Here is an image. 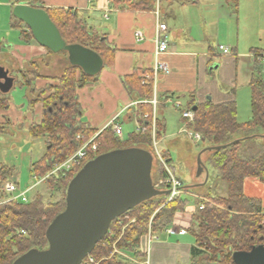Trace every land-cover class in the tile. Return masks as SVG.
<instances>
[{
    "label": "trees",
    "instance_id": "16d2710c",
    "mask_svg": "<svg viewBox=\"0 0 264 264\" xmlns=\"http://www.w3.org/2000/svg\"><path fill=\"white\" fill-rule=\"evenodd\" d=\"M108 2L110 9L114 10L150 11L151 5H155L157 1L108 0ZM225 2L232 12L237 11L239 0ZM43 10L58 29L66 45L88 48L100 56L103 68L112 67L118 49L111 46L104 36H99L88 28L86 21L76 12L61 8ZM14 20L15 24L12 27L22 26L24 30L20 32L21 36L33 40L30 30L15 18ZM77 72L80 74V81L77 79ZM144 72L135 69L130 75L122 78L128 97L136 96L133 100H143L151 96V86L140 84ZM98 77L99 74L87 76L69 64L57 79V83L46 90L50 94L42 100L43 107L48 108L58 102L61 103V107L57 111L46 112L39 124L28 127L32 141L40 139L45 141L43 156L31 164V178H44L54 165L67 160L98 133L87 124L77 121V90L95 84ZM250 91L251 118L245 123H239L237 120L235 102L220 105H214L209 101L203 104L190 102L186 107L187 110L195 109L193 122L185 125L188 130L200 134L202 138L198 144L200 151L234 142L229 147L210 152L207 159L214 178L225 183L227 189L225 196H220L217 188H210L206 193L198 195L207 202H204L202 210H199V206L203 202L197 203L191 214L190 226L186 230L194 240L192 264H196L197 257L201 255H205V261L209 263L233 264L234 253L248 252L252 247L264 244V207L259 198L247 197L244 194V183L248 179L264 186V78L259 67L251 78ZM7 108V100L0 94V111ZM150 112L149 105L139 104L136 117ZM164 130L165 122L157 118L154 131L156 141L164 135ZM2 131L3 127L0 125V133ZM76 136H80V139L77 140ZM94 142L97 144L95 154L87 150L88 157L82 160L79 167L64 174L47 177L44 185L48 195L37 192L26 203L20 200L7 201L9 195L3 188L14 173V168L0 165V264H12L31 249L47 248L45 236L47 227L64 210L67 185L87 161L117 149L136 147L152 152L150 131L146 134L129 132L121 141L112 125H108L99 132ZM161 155L171 170V156L167 151ZM203 155L204 153L201 160ZM202 163L205 165L203 160ZM152 174L157 181L168 178L163 166L155 162L152 165L151 177ZM160 190L165 192L164 186L160 187ZM53 196H57L58 200L54 201ZM167 201V195L156 196L119 217L127 218L123 222L126 226L120 238H118L120 230L113 229L117 219L113 221L107 234L95 246L90 256L95 260L107 259L100 264H124L116 256L108 258L112 244L117 240L115 244L117 250L140 257L138 254L140 239L146 235L164 233L173 223L175 215L184 213L188 204L181 195ZM131 220L134 221L131 223Z\"/></svg>",
    "mask_w": 264,
    "mask_h": 264
},
{
    "label": "crops",
    "instance_id": "0c3cea01",
    "mask_svg": "<svg viewBox=\"0 0 264 264\" xmlns=\"http://www.w3.org/2000/svg\"><path fill=\"white\" fill-rule=\"evenodd\" d=\"M163 1L164 4L161 2V7L158 5L160 20L167 28L168 50L159 57V61L167 65L168 72L157 78V91L160 97L169 98L171 102L173 99L178 108L182 105L188 106L190 102L203 104L209 101L214 105L235 102L238 91L250 88L251 78L259 67L255 55L264 53V0H239L236 12H232L225 0ZM21 3L42 9H69L77 14L80 12L81 16L92 11H99L104 13L103 18L104 10L111 9L108 0H0V8L3 12L2 28H0V67L4 68L8 76L13 79V86L8 93L17 85L20 89H24L27 110L23 117L28 122V132V127L39 124L46 112L51 113L59 109L56 108L58 103L44 108L42 100L49 96L50 92L46 90L54 86L60 76H57L56 71L49 70L48 65L52 62L49 60L48 50L36 44L34 40L23 38L20 34L24 30L22 26L12 27L15 24L12 16L13 7ZM154 7L155 5L153 10ZM122 13H124V28H122L124 42L120 43V49L117 48L112 67L103 68L99 73L98 81L92 84L93 86L99 85L102 74L112 75L122 80L135 69L148 71L152 68L154 47L151 40L156 29L153 11L124 10ZM117 31L118 25L113 29L114 33ZM136 31L143 34V41H136L134 37ZM98 35L104 36L108 43L115 47L113 44L115 41H109L105 34ZM114 38L117 39L116 34ZM219 45L229 48L231 55L223 56L218 51ZM8 47H12L10 55L6 54ZM55 55L52 54L51 57L54 58ZM8 93L2 94L7 100L8 108L0 111V125L3 127L0 135L14 121L20 122L18 117L20 112L13 110ZM135 97V95L128 97L124 89L114 110L105 115L100 123L85 117L87 111L83 114L80 110L77 113V121L87 124L98 133L104 130L114 118H118L117 122L120 125L131 124L136 128L141 116L136 117L137 107L130 109ZM77 104L79 108L78 95ZM168 104L170 103L160 102L156 120L163 118L164 109ZM33 119L36 121L34 122ZM182 129H179L176 134L182 135L179 133ZM165 136L167 135L164 130V135L158 141L154 139L157 149L159 141ZM0 165L5 164L0 162ZM9 167L14 168V173L16 172L14 166ZM169 172L173 173L172 169ZM173 175L178 178L174 173ZM251 181L252 179L245 181L244 191L247 183H250L254 189L262 190L260 187H264L255 180H253L255 183ZM14 184L19 190V185ZM184 188L189 187L184 186ZM182 195L196 198L198 201L203 200L195 193L187 192ZM247 197L259 198L262 202L261 197L257 195ZM262 206L264 207L263 204ZM194 209L177 213L173 223L165 230L164 236L158 238L155 235L157 240L146 244V264L193 263L194 240L186 230L190 226ZM168 229L173 230V234H167ZM144 245L145 239H140L139 249L142 250ZM124 258L128 260V264H139V257L132 254L125 253Z\"/></svg>",
    "mask_w": 264,
    "mask_h": 264
},
{
    "label": "water",
    "instance_id": "95a60500",
    "mask_svg": "<svg viewBox=\"0 0 264 264\" xmlns=\"http://www.w3.org/2000/svg\"><path fill=\"white\" fill-rule=\"evenodd\" d=\"M12 16L25 25L33 40L53 54L65 52L73 67L87 76L103 68L100 56L80 45H66L42 8L24 4L13 7ZM13 79L0 67V93L7 94ZM195 112L193 108L191 110ZM203 149L196 158L197 177L206 172L201 155L229 147ZM151 154L141 148H126L98 155L87 161L67 185L65 207L46 230L47 248L31 249L12 264H81L102 241L110 224L140 204L168 191L154 189ZM233 264H264V244L248 252L234 253Z\"/></svg>",
    "mask_w": 264,
    "mask_h": 264
},
{
    "label": "rangeland",
    "instance_id": "374dc122",
    "mask_svg": "<svg viewBox=\"0 0 264 264\" xmlns=\"http://www.w3.org/2000/svg\"><path fill=\"white\" fill-rule=\"evenodd\" d=\"M161 7V2L164 4L163 0H155ZM153 5H151V9L153 11ZM105 11V10H104ZM124 11L122 10H114L111 9L106 13L107 19L103 18L102 12H89L88 14L78 15L86 21L88 28L93 29V31L98 35L99 33L105 34L109 41L113 42L116 48L120 49V43L124 42ZM2 8H0V28H2ZM88 19L90 22L88 23ZM118 25V31L116 33L113 32ZM14 32V31H13ZM117 35V39L114 38V35ZM11 36V34H10ZM13 36H11L12 38ZM225 47V46H224ZM10 50L12 47H8L6 54L10 55ZM48 52V51H47ZM49 60L52 62L50 63L49 70L56 71L58 73L57 76H61L64 70L69 66V62L67 60V54L65 53H58L52 58V54L49 53ZM124 56V55H123ZM49 61V62H50ZM53 66V67H52ZM55 72V73H56ZM110 72V71H109ZM101 82L99 85H92V86H84L77 90L78 95V103L80 112L85 114V117L94 120L96 123H100L105 115H108L112 110H114L115 106L117 105V100H119L123 93L124 87L122 84V80L119 78L113 77L112 75H100ZM264 78V73H262ZM77 79L80 81V74L77 72ZM20 81V80H19ZM8 97L10 99V103L13 106L14 111H18L19 113V123L14 121L13 124L6 127L4 133L0 135V162L8 165L14 166L16 168V172L12 173L9 177V182H14L19 185L18 191H24L25 189L29 188L27 192V199H30L35 193L40 192L44 195H48L44 181L39 183L36 186H31L30 183L32 181L30 176V164L32 162L38 161L45 152V144L44 141L37 140L32 141L27 132V125L28 122L24 120L23 115H25V111L27 110V102L24 99V89H20L18 85L8 93ZM250 99H251V91L249 89H243L236 93V111H237V120L239 123H245L251 118V108H250ZM174 100L166 106L163 113L162 120L165 122L166 129L165 133L167 136L163 137L158 143L157 151L161 154L160 151H167L172 159V171L178 177L177 180H180L182 184V193L181 198L187 201V211H190L197 206L199 202L196 198L182 195L188 193H195L197 195H201V193H206L210 188H217V192L220 196L226 195V184L216 180L214 178V173L212 170L211 165L207 161L210 156V152L204 153L202 160L204 161L205 169L207 171L202 173L200 176L197 177V168H196V158L200 152L199 143L195 144L191 141H188L184 135H178L176 132L179 129L185 127L186 122L182 118V111L186 109L187 105L181 106L178 108L174 104ZM51 107V106H50ZM61 103L58 102L56 108H60ZM183 107V108H182ZM49 108V107H48ZM78 117L81 118V115L78 114ZM35 122L36 119H33ZM122 136L120 140L123 141L129 132L135 131L133 125H126L122 123ZM174 134V135H172ZM157 146V144H156ZM152 152L154 149L152 147ZM164 161V160H163ZM165 162V161H164ZM156 163V162H155ZM173 173L169 172L168 175H172L174 178L175 176ZM254 182L255 181H251ZM13 183V184H14ZM152 183L155 185L157 183V179H155L154 175L152 174ZM253 183V184H254ZM16 186V184H14ZM184 186H188L189 188L186 189ZM258 186V185H256ZM17 187V186H16ZM262 190L254 189L250 186V183L245 185V195H257L261 197L262 204L264 205V187H260ZM18 189V188H17ZM186 189V190H185ZM191 191V192H190ZM52 199L54 201L58 200L57 196H53ZM8 200V199H7ZM168 202V201H167ZM212 202H210L211 204ZM205 204V203H204ZM127 218L117 219L113 224V229H119L120 234L118 238L121 237L122 232L126 225L123 224L124 220ZM134 220H131V223ZM264 225V223H263ZM165 233L157 235L159 237H163ZM113 235V234H112ZM155 237V236H154ZM149 235L142 237L141 239H145V245L143 249H139V264H146V244L148 243ZM152 240H157L152 239ZM151 240V241H152ZM117 240L112 244L111 252L108 258L112 256H116L117 259L124 264H128V260L124 258L125 253L117 250L115 247ZM140 243V241H139ZM115 251H117L115 253ZM137 254V253H136ZM205 255H201L197 257L195 263L196 264H213L205 261ZM105 259V258H104ZM107 260V259H105ZM185 264V263H182Z\"/></svg>",
    "mask_w": 264,
    "mask_h": 264
},
{
    "label": "built area",
    "instance_id": "2783aa9c",
    "mask_svg": "<svg viewBox=\"0 0 264 264\" xmlns=\"http://www.w3.org/2000/svg\"><path fill=\"white\" fill-rule=\"evenodd\" d=\"M109 5V3H108ZM108 10H105L104 19H107L106 13ZM159 5L158 2H155V7L153 10V15L156 21V29L154 36L151 40L153 44V65L152 68L148 71H145L141 75L140 84L142 86H151V96L147 99L143 100H133L132 104L130 105V109H135L139 104H147L151 107V112L149 114H144L140 117V123L135 128V131L140 134H146L148 131L154 135L155 125H156V113L158 106L161 101H165L166 103H171L169 98L160 97L157 91V78L161 74H166L168 72V67L163 62L159 61V57L165 54L168 50V44L166 40V25L163 24L160 20V13H159ZM134 37L137 42H141L144 40V36L140 31H136L134 33ZM218 51L225 57L231 55V51L229 48L219 45ZM255 60L258 63L261 73H264V53L255 55ZM182 118L186 121V123L193 122V113L191 110H184L182 111ZM118 118H114L109 125H112V129L114 130L115 134L119 137L122 136V127L117 122ZM180 134H183L188 141L192 143H200L202 138L200 134L188 130L185 127L182 129ZM99 135V133L95 134L84 146H82L79 150H77L72 156H70L67 160L62 162L61 164H56L52 168V170L44 177V178H37L32 177V181L30 183L31 186H36L42 181H44L50 175L56 174H64V172L72 171L75 167H79L81 165L82 160L87 159L88 153L87 150H90L92 154H95L97 151V144L94 142L95 138ZM76 139L79 140L80 136H76ZM152 147L154 152H151L152 158L154 162L163 166L166 172L169 174V169L166 163L163 161L162 155L156 149V142L154 138L152 139ZM164 186L165 191H168V201L172 200L173 198L180 196L182 193V184L179 180L174 178L172 175H168V178L165 180H158L153 187L156 190H160V187ZM30 187L25 189L24 191H18L17 187L13 183H8L4 186V192L9 195L7 201H16L20 200L22 203H26L29 201L27 199V192L29 191ZM203 202H207L204 200ZM204 203L200 204L199 210L204 208ZM167 234H173V230L168 229L166 231ZM156 239V237H151L149 235L148 244L152 239ZM117 251H115L116 253ZM105 259L95 260L90 255L87 256L81 264H100Z\"/></svg>",
    "mask_w": 264,
    "mask_h": 264
}]
</instances>
